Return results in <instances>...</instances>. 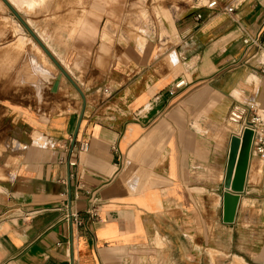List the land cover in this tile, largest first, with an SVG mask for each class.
Segmentation results:
<instances>
[{
  "label": "crops",
  "instance_id": "0c3cea01",
  "mask_svg": "<svg viewBox=\"0 0 264 264\" xmlns=\"http://www.w3.org/2000/svg\"><path fill=\"white\" fill-rule=\"evenodd\" d=\"M161 2L167 35L119 36L66 70L85 99L64 76L41 100L28 81L0 85V264H264V156L251 153L234 223L223 206L232 138L264 110V0ZM11 4L45 44L37 9ZM28 34L0 0V45Z\"/></svg>",
  "mask_w": 264,
  "mask_h": 264
},
{
  "label": "rangeland",
  "instance_id": "374dc122",
  "mask_svg": "<svg viewBox=\"0 0 264 264\" xmlns=\"http://www.w3.org/2000/svg\"><path fill=\"white\" fill-rule=\"evenodd\" d=\"M9 1L19 10H23V5L37 9L34 20H30L31 25L59 63L69 71L75 68L84 70L96 51L104 48V43L113 46L119 36L145 44L149 34L158 30V24L163 30L161 36H165L162 20H172L161 0H45L43 7V0ZM80 16L94 27L93 33L87 34L81 27L72 32L73 21ZM42 21L43 27L40 25ZM13 31L16 32L15 28ZM26 38L0 45L2 95H10L6 91L11 86L28 81L34 85V99L41 100L48 96L41 91L43 86L55 84L61 72L29 34Z\"/></svg>",
  "mask_w": 264,
  "mask_h": 264
},
{
  "label": "water",
  "instance_id": "95a60500",
  "mask_svg": "<svg viewBox=\"0 0 264 264\" xmlns=\"http://www.w3.org/2000/svg\"><path fill=\"white\" fill-rule=\"evenodd\" d=\"M2 1L60 70L61 74L57 77V80L53 86V92H56L58 90L60 80L64 76L73 84V86L85 99V96L78 85L70 77L65 68L59 63V61L55 58V56L51 53L47 46L42 42L39 36L22 18L16 8L8 0ZM76 136L77 133L74 140H76ZM252 140L253 132L249 129H246L241 137L234 136L231 141L229 161L225 178L226 191L223 196L224 222L226 224L234 223L239 207L240 197L245 190V183L252 153Z\"/></svg>",
  "mask_w": 264,
  "mask_h": 264
},
{
  "label": "built area",
  "instance_id": "2783aa9c",
  "mask_svg": "<svg viewBox=\"0 0 264 264\" xmlns=\"http://www.w3.org/2000/svg\"><path fill=\"white\" fill-rule=\"evenodd\" d=\"M217 6V2L213 1L208 4L209 8H215ZM225 11L228 13H232L234 11L233 7H226ZM198 20L202 19V16L199 15ZM244 43L246 45H255L260 46L259 39H246L244 40ZM105 93H109V90H105ZM243 116L240 114H233L234 120H242ZM246 129H249L253 132V140H252V151L255 152V154L264 156V110L259 108L256 104H252L248 107V116L245 121L244 131ZM243 131V132H244ZM88 144H82L81 150L86 151L88 150ZM70 165L75 166L74 163H70ZM89 194V205L86 210L87 217L89 220H95L98 218V212L100 208V204L98 200L94 197L93 193ZM78 198V197H76ZM25 219H29L33 213H23ZM65 221L69 222L72 226H80L84 222L80 217V214L77 211L71 210L69 208L66 211L65 215Z\"/></svg>",
  "mask_w": 264,
  "mask_h": 264
},
{
  "label": "bare ground",
  "instance_id": "6f19581e",
  "mask_svg": "<svg viewBox=\"0 0 264 264\" xmlns=\"http://www.w3.org/2000/svg\"><path fill=\"white\" fill-rule=\"evenodd\" d=\"M49 59V58H48ZM52 63V62H51Z\"/></svg>",
  "mask_w": 264,
  "mask_h": 264
}]
</instances>
